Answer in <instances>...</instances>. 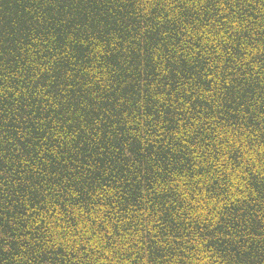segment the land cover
Returning <instances> with one entry per match:
<instances>
[{
    "label": "trees",
    "instance_id": "1",
    "mask_svg": "<svg viewBox=\"0 0 264 264\" xmlns=\"http://www.w3.org/2000/svg\"><path fill=\"white\" fill-rule=\"evenodd\" d=\"M0 264H264V0H0Z\"/></svg>",
    "mask_w": 264,
    "mask_h": 264
}]
</instances>
